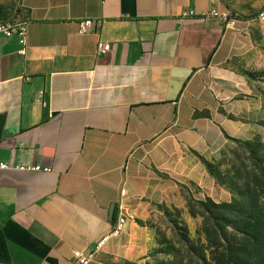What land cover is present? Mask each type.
<instances>
[{"label":"crops","instance_id":"crops-1","mask_svg":"<svg viewBox=\"0 0 264 264\" xmlns=\"http://www.w3.org/2000/svg\"><path fill=\"white\" fill-rule=\"evenodd\" d=\"M21 6L26 54L0 35V161L39 169L0 171V264H72L110 232L112 204L125 232L90 264L131 257L157 206L212 197L209 165L264 127L259 35L214 16L218 0Z\"/></svg>","mask_w":264,"mask_h":264},{"label":"rangeland","instance_id":"rangeland-1","mask_svg":"<svg viewBox=\"0 0 264 264\" xmlns=\"http://www.w3.org/2000/svg\"><path fill=\"white\" fill-rule=\"evenodd\" d=\"M218 1L227 13L232 12L234 17L247 21L248 29L255 30L259 35L254 44L258 47L256 58L259 61L257 68L260 69L253 76L264 94V68L261 67L264 64V24L255 21L257 13L264 7V0ZM22 16L21 0H0V22L22 19ZM254 134L248 143L234 145L221 164L215 165L213 178L219 188L216 187L212 197L202 198L198 193L179 190L173 205L157 206L149 219L142 223L145 237L139 241L133 255L111 258L107 263L203 264L198 262L196 253L201 259L205 258V264H228L226 248L236 250L246 240L234 233L230 226H223L224 223L218 219L221 215L219 210L210 207L208 212L201 203L208 200L216 204L236 203L244 219L243 213L257 210L249 205V201L264 197V127H259ZM247 188L249 193L246 194ZM235 217V213L231 214L230 220ZM214 223L221 230L225 229L227 241L218 238Z\"/></svg>","mask_w":264,"mask_h":264},{"label":"trees","instance_id":"trees-1","mask_svg":"<svg viewBox=\"0 0 264 264\" xmlns=\"http://www.w3.org/2000/svg\"><path fill=\"white\" fill-rule=\"evenodd\" d=\"M227 9L229 8L227 7ZM230 16H233L232 12ZM214 169L215 165H209V170L212 176ZM247 193H249L248 188L246 190V194ZM259 199L256 201L255 199L249 201V205L255 207L257 210L243 213L242 215L245 217V219L240 216L241 211H239L236 203L216 204L212 200H208L205 202L203 201L201 203L203 209H205L206 211H208V208L210 207L219 210L221 212V215L218 219L222 223H224L223 226H230L233 229L234 233L242 235L246 240L244 244L241 243V245H239L241 246V249H239V246L238 248H236V250L229 249L228 247L226 248L229 255L227 256L228 264H264V197H262V200ZM233 213L236 214V217L234 218V220H230V215ZM218 219L215 218L216 223ZM115 220L116 213L114 221ZM214 226L217 230L218 238H222L224 241H227L228 238L225 235V229L221 230L215 223ZM188 243L191 244L190 242ZM195 256L199 259L198 262L201 261L203 262V264H205V258L201 259L196 253Z\"/></svg>","mask_w":264,"mask_h":264},{"label":"built area","instance_id":"built-area-1","mask_svg":"<svg viewBox=\"0 0 264 264\" xmlns=\"http://www.w3.org/2000/svg\"><path fill=\"white\" fill-rule=\"evenodd\" d=\"M214 16H220L229 26H234L236 19L231 18L230 14L225 12L219 14L213 12ZM255 21L259 24H264V8L260 10L256 17ZM97 22L93 20H86L79 23V33L84 34L89 28L95 27ZM0 35L10 38L12 36H17L19 43L23 46L20 54H26L27 48V23L23 19L11 20L6 22H0ZM111 50V45L108 43L99 42L97 45V51L99 54L107 53ZM38 167H27V166H13L9 163L0 161V171H22V172H31L38 170ZM124 192V191H123ZM127 225V217L124 214H119L116 220L112 224V228L108 234L103 235L97 242L94 247L90 250L72 251V264H90L96 260L99 252L102 251L105 244L111 238H120L125 232Z\"/></svg>","mask_w":264,"mask_h":264},{"label":"water","instance_id":"water-1","mask_svg":"<svg viewBox=\"0 0 264 264\" xmlns=\"http://www.w3.org/2000/svg\"><path fill=\"white\" fill-rule=\"evenodd\" d=\"M115 207H116L115 204H112V205H111L110 216H109V220H110L111 222H113L114 219H115Z\"/></svg>","mask_w":264,"mask_h":264}]
</instances>
